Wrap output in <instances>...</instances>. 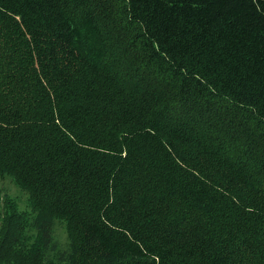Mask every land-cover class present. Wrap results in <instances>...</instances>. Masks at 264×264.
I'll return each mask as SVG.
<instances>
[{"label": "trees", "instance_id": "trees-1", "mask_svg": "<svg viewBox=\"0 0 264 264\" xmlns=\"http://www.w3.org/2000/svg\"><path fill=\"white\" fill-rule=\"evenodd\" d=\"M0 177V264H264V0H0Z\"/></svg>", "mask_w": 264, "mask_h": 264}, {"label": "rangeland", "instance_id": "rangeland-1", "mask_svg": "<svg viewBox=\"0 0 264 264\" xmlns=\"http://www.w3.org/2000/svg\"><path fill=\"white\" fill-rule=\"evenodd\" d=\"M0 190L15 199L22 210H29L28 195L17 187L9 177H0ZM56 232L61 242L64 243L66 241L65 231L58 227Z\"/></svg>", "mask_w": 264, "mask_h": 264}]
</instances>
